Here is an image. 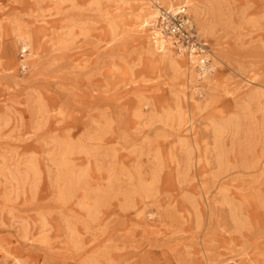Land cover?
Returning <instances> with one entry per match:
<instances>
[{
  "label": "rangeland",
  "instance_id": "rangeland-1",
  "mask_svg": "<svg viewBox=\"0 0 264 264\" xmlns=\"http://www.w3.org/2000/svg\"><path fill=\"white\" fill-rule=\"evenodd\" d=\"M91 1H70L58 12L53 0H0V264H228V259L264 264L263 146L256 149V168L235 169L217 181L210 174L213 166L202 162L182 182L170 153L181 136L202 148L211 145L206 118L214 108L207 107L212 96L220 98L217 107L229 114L240 97L264 91V0L233 1L241 24L238 54L221 64L214 83L204 85L203 96L194 100L184 77L148 53V43H140L131 26L127 13L152 0H128L122 14L116 2L103 0L98 6ZM42 19L55 25L45 37ZM71 20L84 23L90 33L75 28L73 44L59 49L57 34ZM112 20L120 22L115 34ZM27 32L36 55L24 72L18 38ZM48 40L55 44L52 50H46ZM244 76L256 78L254 84L241 82ZM146 101L144 116L136 117L135 109ZM178 102L189 117L194 115V128L187 124L177 134L150 120ZM103 130L102 141L91 139ZM56 140L92 149L89 157L74 156L73 162L88 170L87 184L66 204L57 198L50 178L57 172L51 161L58 153ZM158 148L165 162L158 192L137 196L129 205L124 194L137 177L128 173L150 178L158 166ZM30 159L38 162L40 174L18 186L10 170L24 168ZM230 159L237 163L235 154ZM113 171L120 173L121 188L115 186L100 220L90 223L80 200L107 189ZM221 186L241 203L245 223L240 229L219 203ZM95 200V193L87 199L90 204ZM145 211L151 219L143 217Z\"/></svg>",
  "mask_w": 264,
  "mask_h": 264
},
{
  "label": "bare ground",
  "instance_id": "bare-ground-1",
  "mask_svg": "<svg viewBox=\"0 0 264 264\" xmlns=\"http://www.w3.org/2000/svg\"><path fill=\"white\" fill-rule=\"evenodd\" d=\"M53 1L55 2L53 8L59 12L62 10L63 4L73 0ZM102 1L92 0L90 3L101 6ZM109 1L116 2L117 12L120 14L129 8L128 0ZM233 1L152 0L151 3L140 4L136 12L127 13L130 15L131 26L137 33L138 41L144 44L148 43V53L157 56L160 64L168 66L173 72L180 73L184 77L191 91L190 100H194L195 95L203 96V86L214 83L213 76L221 64L225 61L231 62L230 57L238 54L237 47L240 44L237 33L241 28V24L237 22L238 12L233 5ZM180 14L187 15L190 19L191 40L180 38L171 31L172 21ZM241 19L240 23H243L244 19L242 17ZM67 21L70 22L69 19ZM40 22H44L45 33L43 36L45 37L55 25L45 19L40 20ZM71 22L69 26L61 27V33L57 34L59 49H67L73 44L78 36L75 33V28H80V34L88 35L90 33V29L84 23L78 24L72 20ZM119 28L120 22L112 20L111 33L115 34ZM18 42L21 53L25 58L22 60L20 67L23 68L24 72H27L30 67L28 60L36 55L31 49V33H20ZM48 43L50 46H46V50H52L55 44L52 40H48ZM255 79L254 77L244 76L241 82L251 86L254 84ZM224 91L229 93L228 89ZM240 98L235 109L229 114L217 107L216 104L220 101L218 96H212L208 102L207 107L208 105L214 107L210 116L206 118L210 132V146L207 145L202 148L197 142H192L190 138L183 136L174 144L173 152H170L172 153L171 158L174 162H177L178 177L182 182L187 181L190 169L193 166L202 164V162L208 166H213L210 174L215 181L232 170L250 171L258 166L259 156H256V149L258 146L264 148V91L253 90ZM147 106H149V102H142V105L135 109L136 117H143L144 112L142 109ZM10 120V117H8L6 122ZM150 120L154 123H161L164 129L166 127L172 128L178 134L181 130L186 129L187 124H192V128H194L195 117L194 115L189 117L188 111L183 108L181 102H178L176 107L165 108L153 115ZM132 123L133 121L130 122V124ZM105 132L103 130L97 136L90 137L92 140L100 142L103 140ZM56 141L58 153L56 157H52L51 161L54 166H57V172H55L54 178L52 176L50 178L57 188V198L66 204L71 202L81 189L86 188L87 184L88 170H84L85 167H80L73 162L74 156L87 154L89 157L92 149H89L86 144H75L69 140ZM200 150H203V153L201 152L194 157L195 152ZM159 151L160 148L155 152L158 166L154 169L150 178L141 174L137 176L134 173H128L133 179L137 177L134 187L124 194L129 205L134 202V198L137 196L141 198L151 197L158 192V183L165 164ZM174 152H177L178 156ZM231 154H235L237 163L231 161ZM74 163L78 168L75 167ZM23 165L24 168H20L18 165L15 171L10 170V175L18 186L25 187L30 184L34 176H39L40 168L38 162L34 159L27 160ZM119 176L120 173L113 171L107 179L109 181L107 189L93 190V193L86 194L81 198L80 205L87 210L90 223L100 220L103 212L102 207L110 201L112 195H114L113 191L121 188L118 184ZM231 181L233 182L232 179ZM115 186L118 188L116 189ZM217 188H219L217 193L222 195L219 203L229 209V217L234 225L238 229L242 228L245 218L241 203L237 202L232 196L224 194L223 189L225 188L223 186ZM94 193L96 194V200L93 204H90L87 199ZM142 215L144 218L150 217L151 219L147 211L142 212ZM141 222L147 223V221ZM46 224L44 219L43 227ZM76 233L77 229L73 227V235ZM75 243L76 245L72 244V246L76 247L79 244L77 240ZM73 249L71 248L70 251H73ZM227 262L228 264H238L235 259H228Z\"/></svg>",
  "mask_w": 264,
  "mask_h": 264
},
{
  "label": "built area",
  "instance_id": "built-area-1",
  "mask_svg": "<svg viewBox=\"0 0 264 264\" xmlns=\"http://www.w3.org/2000/svg\"><path fill=\"white\" fill-rule=\"evenodd\" d=\"M171 31L174 35L185 38L186 40H191V27L190 19L187 15L180 14L176 17L171 24ZM190 31V33H189Z\"/></svg>",
  "mask_w": 264,
  "mask_h": 264
}]
</instances>
